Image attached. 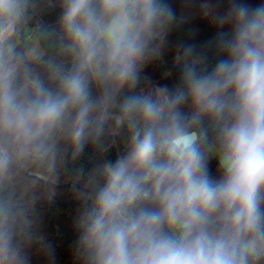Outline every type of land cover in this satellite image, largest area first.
I'll return each instance as SVG.
<instances>
[{"label": "clouds", "instance_id": "1", "mask_svg": "<svg viewBox=\"0 0 264 264\" xmlns=\"http://www.w3.org/2000/svg\"><path fill=\"white\" fill-rule=\"evenodd\" d=\"M28 5L0 0V37ZM226 5L214 66L185 45L172 88L137 90L175 21L166 0H60L69 59L48 65L51 84L0 39V185L50 162L58 136L79 154L110 119L128 132L77 218L74 264H264V0ZM15 215L0 203V264H29Z\"/></svg>", "mask_w": 264, "mask_h": 264}, {"label": "trees", "instance_id": "2", "mask_svg": "<svg viewBox=\"0 0 264 264\" xmlns=\"http://www.w3.org/2000/svg\"><path fill=\"white\" fill-rule=\"evenodd\" d=\"M171 7L172 0H166ZM200 3L206 2L199 0ZM219 13L226 11V0H218ZM256 5L261 0H246ZM60 0H29L24 16L16 22L11 34L6 39L7 45L13 46L6 52L11 53L14 62L27 68L49 81L48 65L52 62H68V56L61 51V33L58 19L61 14ZM174 11V10H173ZM175 21L166 35L154 43L158 46V54L163 52L159 65L153 76L160 84L174 87L178 83L180 73L176 71L181 62V48L191 45L198 54L207 58V66H214L219 58L215 46L218 34L227 33L228 25L223 27L215 23L214 17L208 21H199L195 25L174 11ZM35 40L42 49V55L28 59L26 55V39ZM154 60H157L156 58ZM156 62V61H155ZM169 62V63H168ZM174 62V63H173ZM168 63V64H167ZM146 72V71H145ZM147 73L144 67L141 71V82L137 90L143 88ZM93 94L98 95L93 87ZM188 111V108H184ZM115 109V114H118ZM108 124L95 137H90L84 149L75 154L70 142L62 136L57 137L55 148L61 152L56 155L55 171L49 168L50 162L22 160L21 168L13 170L23 173L33 181L28 189L26 200L19 198L20 192L10 187L0 185V203H7L15 213L14 224L17 231V242L24 254L29 258V264H74L73 250L78 238L79 229L76 226L80 211L93 196V187L99 177V169L106 162H115L119 155L126 151L128 132L125 127H119L109 134ZM211 138V133H210ZM61 156V157H60ZM52 159V158H51ZM25 167V168H24ZM209 168L213 176L218 175L219 162L210 157ZM28 172L42 174L43 177L28 175ZM18 199V200H17Z\"/></svg>", "mask_w": 264, "mask_h": 264}, {"label": "rangeland", "instance_id": "3", "mask_svg": "<svg viewBox=\"0 0 264 264\" xmlns=\"http://www.w3.org/2000/svg\"><path fill=\"white\" fill-rule=\"evenodd\" d=\"M204 1L206 2V4L204 2L200 3L199 0H172L171 8L174 11L178 12L183 18L191 22V25H195L199 21L211 20L214 17L213 15L221 14L218 11L220 10V4L218 0H204ZM10 34L11 32L7 36L0 37V39L6 40ZM26 45H27L26 55L28 59H33V58H36L42 55L43 53L42 49L40 48L37 41L27 38ZM12 46H13V43L7 45V48L5 49V51H8ZM162 54L163 52L159 54V57L153 56L152 59L144 66V73L145 74L147 73V79H146V82L143 84L142 89L151 90V89H155V88L163 86L162 84H160L159 79L153 76V74L155 73V70L157 69L159 65V59ZM155 58L157 60H154ZM115 109L116 108L111 109V112L113 113V115H116ZM107 124L109 125L108 126L109 134H112V132L114 133L116 132V134L120 135V131L118 130L119 127L116 125V122L114 119H110L107 122ZM56 150H57V147L55 148V152L59 151V150L58 151ZM58 153L61 156L63 155L61 152H58ZM56 160H57V157L56 155H54L50 161L51 165H49V168L52 171H55V169L57 168ZM18 168L23 169V167L21 168V164L18 165ZM32 173L33 172H28L27 174L36 176ZM32 182L33 181L29 180L23 173L12 170L10 178L6 180L3 185L5 187H10L15 192H20L19 198L22 200H26L25 197L28 196V189H29V186L32 184Z\"/></svg>", "mask_w": 264, "mask_h": 264}, {"label": "water", "instance_id": "4", "mask_svg": "<svg viewBox=\"0 0 264 264\" xmlns=\"http://www.w3.org/2000/svg\"><path fill=\"white\" fill-rule=\"evenodd\" d=\"M32 174H34V175H36V176H38V177H40V178L43 177L41 174H38V173H32Z\"/></svg>", "mask_w": 264, "mask_h": 264}]
</instances>
